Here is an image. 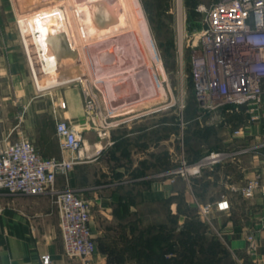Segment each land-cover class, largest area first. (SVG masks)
Returning a JSON list of instances; mask_svg holds the SVG:
<instances>
[{"label":"rangeland","instance_id":"1","mask_svg":"<svg viewBox=\"0 0 264 264\" xmlns=\"http://www.w3.org/2000/svg\"><path fill=\"white\" fill-rule=\"evenodd\" d=\"M180 1L181 7L179 6V0H139L154 44L155 56L160 61L166 76L163 82L160 83L158 80V65L155 63L150 65L148 55L141 46H139L140 48L136 47L138 57L137 54L131 53L129 46H123L125 55L121 60L119 59L120 61L118 60L116 64H111V66L98 65V63H95L94 58L98 62L97 57L102 50L113 49L115 46L87 48L86 60L83 61V59L81 60L80 51L73 41L64 10L60 9L48 14L33 15L27 18L19 17L18 19L12 0H0V56L7 52V46H20L24 50V53L27 54L25 56L32 66L30 70L34 73V75L32 71L30 73L31 84L36 89L43 90L38 91L41 94L43 93L42 95H48L41 102L40 109L48 111L52 107L55 111L58 108H65L66 101L59 97L60 95L56 94V91L62 93L71 88L78 93L82 119L73 127L83 132L82 162L87 159V156H89L87 152L90 150V143L84 135L85 132L89 131L99 138H105L106 135L99 136V134L107 133L106 127H114L123 120H132L145 112L154 113L153 119L156 124H166V131L169 129L172 133L170 159L168 160L166 156V164L169 163L171 170L181 168L183 159L190 163L194 160L196 162L212 151H220L218 149H221L219 148L220 141L225 131L221 129L218 130L219 133L217 131L204 133L196 126L198 123L206 124L211 118L210 115L203 114L196 103L191 77L190 53L187 48V36L203 29L210 7L218 0ZM180 30L183 37L181 43L183 46L182 60L180 56ZM58 46H71L76 56V61L71 67L66 65V60L59 62L55 55ZM129 58H136L138 61ZM128 59L129 61H127ZM98 66H101V68ZM104 67H107L106 69H109V71H106ZM128 72L129 74H127ZM122 75L125 77L123 78ZM70 81L73 82L69 83ZM160 86L164 89L161 94L159 92ZM47 88H49V92L46 90ZM136 92H145V96L137 103H135L136 97L133 98V96H136L134 94ZM125 93L128 94V97H121L126 95ZM51 96H53V100ZM0 101L2 102L1 94ZM9 101L11 103L8 105L11 106L13 114L11 117L6 118L5 125L0 122V139L8 137L10 142H15L20 137L28 138L21 127L26 117V107L18 103L13 97ZM182 106L184 107L182 108ZM262 111L261 108L259 112L262 114ZM41 116V123L46 130L51 126L48 120L51 116L47 112ZM201 117L203 118L200 122ZM1 119L3 120L2 115H0ZM258 121L252 120V123ZM9 127L12 128L11 132L7 130ZM231 132L232 135H238L240 131L237 129ZM158 145L157 142V151L162 152L163 146L158 147ZM167 148L166 146V152ZM68 153L70 158L77 155ZM57 159H62V157ZM131 159L132 157L129 158V162ZM158 159L162 162V155L157 158V161ZM109 163L110 172L116 176L117 173L113 171L115 163L110 161ZM205 172L206 170L202 171V174L204 175ZM180 176L182 175L179 173L170 176V178L172 182H176ZM63 181L62 186L57 185L59 189H63L66 185L65 178H63ZM132 184L133 181L126 184L122 189L123 193L131 191L133 189ZM68 185L70 186V184ZM222 189L221 185L212 184L206 188L205 195L210 197L211 192L215 194L222 191ZM202 190L204 189L202 188ZM45 195H49L54 204L52 195ZM218 197L222 196L219 195ZM138 201V198H135L131 202L140 206L139 214L120 209L118 212L119 217L127 224L140 219V224L150 225L149 231L145 226L139 227L136 231L133 230L134 227L128 226L116 229L114 227L115 221L108 219L107 225L110 229L108 235L110 238L118 233L123 236L125 231H128L130 236H139L140 243L128 244L127 248H123V250L129 249L134 254L130 253L122 264H165L162 261L164 252H167L168 258L174 256L172 253L177 256V262L172 261L168 264H246L241 259V255L239 257L231 250L227 237L222 233V226L227 222V218L222 214H213L209 220L202 219L198 215L196 207L187 205L185 200H181L179 196L172 198L169 204L161 200L156 201L155 205H150V207L141 206ZM172 203H175L177 208L181 204V213L178 209V214L172 211ZM98 213L96 209L91 208L94 220H97L96 215ZM182 217L183 222L179 224V218ZM168 238L172 239L170 243L167 241ZM112 246L114 245L112 244ZM112 264H121V260L113 259Z\"/></svg>","mask_w":264,"mask_h":264},{"label":"crops","instance_id":"2","mask_svg":"<svg viewBox=\"0 0 264 264\" xmlns=\"http://www.w3.org/2000/svg\"><path fill=\"white\" fill-rule=\"evenodd\" d=\"M25 55L27 54L20 46H7V52L0 56V115L3 116L0 122L5 125L6 118L12 116L11 106L8 104L11 103L9 99L15 98L26 107V117L21 127L39 153L45 158L68 159L70 154L61 149L56 135V121L62 120L75 126L82 119L78 93L71 88L62 93L56 91L66 101L65 108L55 111L52 107L48 111L40 109L41 102L48 95H42L38 91L43 90H38L31 84L32 66ZM32 74L34 75L33 71ZM71 82L73 81L69 83ZM46 90L49 92V88ZM144 93H134L136 96L133 98L137 99L135 103L140 102ZM51 99L53 100V96ZM262 109V114L251 111L248 107L236 111L231 109L228 114L210 115L211 120L206 124H196L204 133H219L218 130L221 129L225 131L220 141L221 149L218 150L231 153L245 150V153L212 170H206L204 175L180 176L176 182L166 176L171 170L169 163L166 164V156L169 160L172 133L169 129L166 131V124H156L154 113L145 112L132 120H123L114 127H106L105 138L85 132L90 143V150L87 152L89 156L75 166L68 181L70 187L80 191L90 202L91 208L99 212L97 220L93 217L91 220V230L97 243V262L112 264L113 259H118L122 264L130 253L134 254L123 248L140 241L139 236H130L128 231L123 236L118 233L110 238L108 219L115 221L116 229L128 226L134 227L133 230L136 231L145 226L149 231L150 225L140 224V219L131 224L123 221L119 217L120 209L139 214L140 206L131 202L135 198H138L141 206L150 207L161 200L169 204L172 198L179 196L191 207L226 197L232 209L230 214H222L227 218L222 226V233L227 237L231 250L238 256L241 255L246 264H264V198L259 192L253 198H246L242 193L248 182L256 178L264 168V104ZM45 112L51 116L48 119L50 130H45L41 123V115ZM252 120L259 121L252 123ZM237 129L240 131L238 135H232L231 131ZM7 130L11 132L12 128ZM157 142L158 147L163 146L162 152L157 151ZM161 155L163 161H157ZM130 157L132 159L129 162ZM108 160L115 163L113 171L117 173V177L110 172ZM194 162L195 160L191 161ZM128 179H132L133 189L123 193L122 189L131 182H127ZM63 183V178L58 177L57 185L62 186ZM212 184L221 185L223 189L215 194L211 192V196L207 197L206 188ZM219 195L222 197H218ZM171 209L178 214L182 207L180 204L177 208L172 203ZM182 222L183 217L179 218V224ZM249 236H253L252 248L249 247ZM46 254L51 256L53 264H81L64 254L59 214L50 196H12L0 192V264H41V256Z\"/></svg>","mask_w":264,"mask_h":264},{"label":"built area","instance_id":"3","mask_svg":"<svg viewBox=\"0 0 264 264\" xmlns=\"http://www.w3.org/2000/svg\"><path fill=\"white\" fill-rule=\"evenodd\" d=\"M187 48L195 100L203 114H228L231 109L236 111L242 107L258 112L262 108L264 0H218L210 7L203 29L187 36ZM56 135L61 149L77 154L75 157L45 158L27 137L15 142H10L8 137L0 139V192L28 196L51 194L59 214L66 257L81 264H99L95 258L97 243L91 230V204L80 191L68 185L70 173L83 159V132L57 120ZM244 153L245 150L212 151L194 163L183 159L182 167L170 170L166 176L179 173L198 176ZM58 177L66 180L63 189L57 187ZM256 192L264 198V168L242 190L246 198H253ZM196 209L202 219L209 220L216 213L230 214L232 205L224 197L199 203ZM248 240L252 248L253 236ZM40 262L53 264L47 254L41 256Z\"/></svg>","mask_w":264,"mask_h":264},{"label":"bare ground","instance_id":"4","mask_svg":"<svg viewBox=\"0 0 264 264\" xmlns=\"http://www.w3.org/2000/svg\"><path fill=\"white\" fill-rule=\"evenodd\" d=\"M99 1L104 2V6L107 10L104 8L98 9V7L96 8V10L94 11L92 10L93 9L92 6H94V4H97V2ZM13 4L16 10V14L20 18H27L33 15L48 14V13L55 12L60 9L62 11L64 10V12L66 13L67 24L70 28L73 41L75 45L78 47L80 51V55H81V60L83 59V61L86 60L85 53H86L87 48L92 49V48H97V46L99 47L100 46H103V47L104 46H115L114 48L112 47L113 49H104L102 51L100 50L101 52L98 54V57H97L98 62L95 60L96 58H94L92 56L93 54L91 53V56L94 58L95 63H98V65L100 64V65H105V66H109V65L111 66V64H116L118 60L119 59L121 60V58L125 55L124 54L125 50L123 49V46L124 47L129 46V48H131V53H134L135 55L137 54L136 47L141 46L142 48L145 49V53L148 55V60L150 62V65L151 63H155L158 65L157 70H158L159 82L162 83L163 80L166 78L164 71H163V67L160 61L155 56L154 44L152 42L147 20L145 18V15H144V12H143V9L141 7L139 0H13ZM179 6L181 7L180 0H179ZM93 12L99 14V16H105L104 13L107 14V12L108 13L110 12L109 24H107L103 28H98L97 24L93 23V14H92ZM182 41H183V37H182V32L180 30V47L182 46L181 44ZM119 46H122V47H119ZM91 56L90 58L92 60ZM136 56L138 57L139 54H137ZM141 56H142V53H141ZM129 59L127 61H129ZM133 59L134 61L137 60L136 58H133ZM99 68H101V66ZM104 68L106 69L107 67H104ZM104 68H103V71H104ZM106 71H109V69H106ZM127 74H129V72ZM119 78L120 77L118 76V79ZM134 82L133 84H135ZM122 91L125 92L124 90ZM132 91H135V90H132ZM153 91L155 92L156 90H153ZM159 92L160 94L164 92V89L161 86H160Z\"/></svg>","mask_w":264,"mask_h":264},{"label":"water","instance_id":"5","mask_svg":"<svg viewBox=\"0 0 264 264\" xmlns=\"http://www.w3.org/2000/svg\"><path fill=\"white\" fill-rule=\"evenodd\" d=\"M93 7V11L96 10V8L98 7V9L101 8H105L104 6V2L99 1L97 2V4H94ZM107 10V9H106ZM93 23L97 24L98 28H103L104 26H106L107 24H109V20H110V12L107 14L104 13L105 16H99V14L93 12ZM109 14V15H108ZM55 55L57 56L59 62H64V60H66V65L69 67H71L73 65V63L76 61V56L74 51L72 50L71 46H58V51L55 53Z\"/></svg>","mask_w":264,"mask_h":264},{"label":"trees","instance_id":"6","mask_svg":"<svg viewBox=\"0 0 264 264\" xmlns=\"http://www.w3.org/2000/svg\"><path fill=\"white\" fill-rule=\"evenodd\" d=\"M160 235V234H159ZM167 241L170 243L171 241H172V239H167ZM139 243H140V241H139ZM167 254V252H164V254H163V257H162V261L165 263V264H168V262H172V261H174V262H177V256H176V254L175 253H172L174 256L173 257H170V258H168L167 256L168 255H166ZM166 255V256H165Z\"/></svg>","mask_w":264,"mask_h":264}]
</instances>
